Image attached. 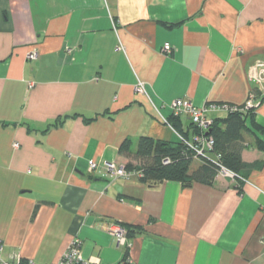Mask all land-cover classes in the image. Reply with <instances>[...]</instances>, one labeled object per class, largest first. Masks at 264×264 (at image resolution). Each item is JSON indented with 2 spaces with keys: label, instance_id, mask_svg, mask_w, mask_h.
Segmentation results:
<instances>
[{
  "label": "crops",
  "instance_id": "crops-1",
  "mask_svg": "<svg viewBox=\"0 0 264 264\" xmlns=\"http://www.w3.org/2000/svg\"><path fill=\"white\" fill-rule=\"evenodd\" d=\"M259 61L264 0H0L3 258L55 264L76 239L84 260L103 264H264V151L249 139L242 161L262 165L241 183L185 188L102 167L126 166L140 137L177 144L175 100L244 106ZM257 90L251 131L264 143ZM110 224L143 232L119 246Z\"/></svg>",
  "mask_w": 264,
  "mask_h": 264
},
{
  "label": "trees",
  "instance_id": "trees-1",
  "mask_svg": "<svg viewBox=\"0 0 264 264\" xmlns=\"http://www.w3.org/2000/svg\"><path fill=\"white\" fill-rule=\"evenodd\" d=\"M254 110L236 112L228 114L224 119L214 120L213 126L208 132L214 139V151L211 155H220V165L238 178L237 182H245L252 169H258L262 164H246L242 161L241 153L247 146L249 140L254 147L264 151V143L252 134ZM180 117H174L171 125L176 133L186 139L200 134L198 129L189 121L192 136L181 131ZM263 133L262 130H260ZM130 142L126 141L122 150H128ZM194 153L182 145L179 140L177 144H169L164 141H157L149 137H140L135 151L131 155V161L126 165L127 170L140 172L142 183L175 182L182 187H190L193 183L210 185L211 180L217 177L218 168L195 160ZM168 160V164H164ZM194 161L200 165L190 172V167ZM127 237L132 238L136 234L143 232L141 228H128Z\"/></svg>",
  "mask_w": 264,
  "mask_h": 264
},
{
  "label": "built area",
  "instance_id": "built-area-1",
  "mask_svg": "<svg viewBox=\"0 0 264 264\" xmlns=\"http://www.w3.org/2000/svg\"><path fill=\"white\" fill-rule=\"evenodd\" d=\"M163 53L168 55L171 53V47L166 45L163 47ZM27 60L34 61L38 58L37 52H29L26 56ZM248 80L257 88L261 89L264 86V62H256L249 68ZM253 89L249 95L247 102L242 107L230 106V105H213L208 104L200 108L194 107L192 103L187 99H178L171 103L170 108L174 117H186L199 131L200 134L194 135L191 139H186L182 135L175 133L179 142L186 146V148L194 153V159L203 163H208L218 168L217 175L224 179L235 180L238 177L226 170L220 165V155L211 157L214 151V139L209 136L208 132L213 126L214 120L211 119L209 114L216 112H226L227 114H233L236 112H244L247 110H255L260 105L261 99L259 96V90ZM136 94H145L144 85L138 83L134 87ZM14 148H18L17 144H14ZM164 164H168V160H164ZM106 173L113 179L130 180L134 177H141L140 172L127 170L125 165L117 164L114 161H105L102 164ZM98 168V165L94 162L88 163V172H93ZM116 240L119 246H129L126 231L115 224H110L107 230ZM3 244L0 240V264H23L20 256L14 254L9 260L3 258ZM24 264H35L32 261H27ZM55 264H103L97 258H89L84 260L80 253V241L72 240L66 251L61 258ZM117 264H134L129 259H124Z\"/></svg>",
  "mask_w": 264,
  "mask_h": 264
},
{
  "label": "rangeland",
  "instance_id": "rangeland-1",
  "mask_svg": "<svg viewBox=\"0 0 264 264\" xmlns=\"http://www.w3.org/2000/svg\"><path fill=\"white\" fill-rule=\"evenodd\" d=\"M247 139H249V138L247 137ZM194 162L199 163V162H197V161H194ZM194 162H193V163H194Z\"/></svg>",
  "mask_w": 264,
  "mask_h": 264
}]
</instances>
